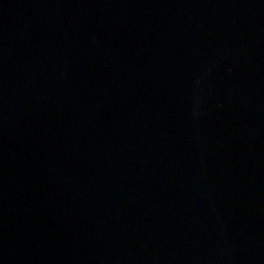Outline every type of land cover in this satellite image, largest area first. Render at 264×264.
<instances>
[{"label": "water", "instance_id": "95a60500", "mask_svg": "<svg viewBox=\"0 0 264 264\" xmlns=\"http://www.w3.org/2000/svg\"><path fill=\"white\" fill-rule=\"evenodd\" d=\"M0 264H264V0H0Z\"/></svg>", "mask_w": 264, "mask_h": 264}]
</instances>
